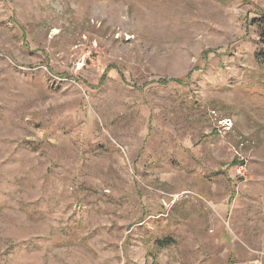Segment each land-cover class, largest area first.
I'll use <instances>...</instances> for the list:
<instances>
[{
  "label": "rangeland",
  "instance_id": "obj_1",
  "mask_svg": "<svg viewBox=\"0 0 264 264\" xmlns=\"http://www.w3.org/2000/svg\"><path fill=\"white\" fill-rule=\"evenodd\" d=\"M263 14L0 0V264H264Z\"/></svg>",
  "mask_w": 264,
  "mask_h": 264
},
{
  "label": "trees",
  "instance_id": "obj_2",
  "mask_svg": "<svg viewBox=\"0 0 264 264\" xmlns=\"http://www.w3.org/2000/svg\"><path fill=\"white\" fill-rule=\"evenodd\" d=\"M252 21L258 36V49L254 53V58L259 64L264 66V14L254 18ZM160 243L169 244L165 241Z\"/></svg>",
  "mask_w": 264,
  "mask_h": 264
},
{
  "label": "built area",
  "instance_id": "obj_3",
  "mask_svg": "<svg viewBox=\"0 0 264 264\" xmlns=\"http://www.w3.org/2000/svg\"><path fill=\"white\" fill-rule=\"evenodd\" d=\"M225 126L229 127L228 124H226ZM231 126V125H230ZM237 174L241 177H244V169L243 168H238L237 170Z\"/></svg>",
  "mask_w": 264,
  "mask_h": 264
}]
</instances>
